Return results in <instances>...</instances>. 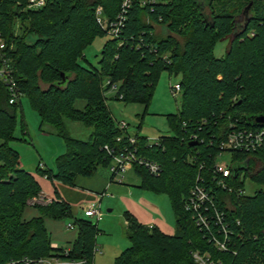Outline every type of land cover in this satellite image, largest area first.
<instances>
[{
  "label": "trees",
  "instance_id": "16d2710c",
  "mask_svg": "<svg viewBox=\"0 0 264 264\" xmlns=\"http://www.w3.org/2000/svg\"><path fill=\"white\" fill-rule=\"evenodd\" d=\"M46 1L42 9L28 10L29 0H0V32L18 86L41 118V130L51 127L65 140L66 152L57 157L55 171L38 166L33 174L23 166L11 146L20 105L9 104L0 81V264L61 256V250L52 248L45 219L74 216L70 203L59 195L41 203V179L75 186L78 177H91L99 168L109 167L105 147H121L119 137L126 145L128 141L111 114L103 85L121 83L123 98L117 95L115 100L148 108L165 72L177 75L182 87L180 110L167 116L171 134L161 137L158 146L136 135L138 154L159 163L162 173L153 176L145 168L133 169L142 177V189L169 197L176 232L168 235L147 227L125 212V234L131 245L115 264H198L196 252L209 254L220 264H264V142L249 153L233 154L232 170L238 178L229 182L234 193L210 185L227 234L213 222L210 230L200 228L185 210L201 164L214 163L227 133L261 127L254 118L264 115V3L232 0L225 8L226 0H220L221 7L217 0H158L144 6L141 0H132L120 38H108L98 65H93L84 52L96 39L108 37L96 21V8L102 7L105 17L114 20L124 0ZM250 5L245 30L247 22L240 25L238 19ZM16 20L21 34L16 33ZM156 25L166 30L163 36L156 34ZM256 27L257 37L249 40ZM226 41L230 44L226 54L217 58V44ZM167 55L170 63L163 58ZM79 101L84 102L82 109L77 107ZM69 122L91 128L89 138H73ZM193 135L201 141L192 142ZM201 174L208 179V169ZM247 177L260 188L252 196L239 194ZM30 203L39 215L25 220ZM74 225L77 238L67 245L69 256L93 264L98 224L74 218ZM212 235L225 240L226 250L214 244Z\"/></svg>",
  "mask_w": 264,
  "mask_h": 264
},
{
  "label": "rangeland",
  "instance_id": "374dc122",
  "mask_svg": "<svg viewBox=\"0 0 264 264\" xmlns=\"http://www.w3.org/2000/svg\"><path fill=\"white\" fill-rule=\"evenodd\" d=\"M200 1L204 2L205 0ZM242 1L243 0H237V2ZM257 1L260 5L264 3V0ZM233 2L234 1L232 0H226L225 8H228ZM216 3H219L216 6L221 7L222 2L220 0H217ZM206 11L207 13H210L209 7H206ZM16 22V33L21 34L19 29L21 24L17 20ZM238 22L240 25H244L246 22V16L241 15ZM239 28L241 31V26ZM155 30L158 36H163L166 31L159 25L155 26ZM258 33L259 29H257V27L254 28L248 34V39L254 40ZM108 38L109 37L96 39L93 45L84 52L89 63L98 65L99 60L101 59L102 48ZM177 39L181 41V38L177 37ZM229 45V41L219 42L215 49V56L217 58L223 57L226 54ZM178 81V77L170 76L167 72L163 73L153 92L148 108L141 103L126 105L123 101L115 100L113 98L115 95L113 92L105 91V96L108 99L107 103L114 120L116 122H125L128 124V132L130 134L147 137L149 141L160 140L161 137L170 135L171 127L167 116L169 114H177L181 108L182 95L175 98L171 93V87ZM83 104L84 102L79 101L77 107L82 109ZM18 109L17 126L14 133L15 140L12 141L11 146L19 152L23 166L33 174L36 173V169L40 163L55 170L57 157L66 152L65 140L57 136L54 130L49 126H45V128L41 130V118L38 112L32 108L28 96L22 98V103ZM68 129L73 138L80 140H87L92 133L91 128H87L77 122H69ZM220 162L232 164L234 162L233 154L224 153ZM102 170L109 173L110 168L104 167ZM110 177L112 178L111 172ZM124 182V186L128 185L126 187L132 189V195H117L114 197L107 195L101 203L104 218L101 222L97 223L100 232L96 238L97 246L101 247H98L99 251L95 256L93 264H115V260L121 255V252L130 247L131 243L129 239L124 238L123 236V232H126L124 230V224L126 223L124 214L127 211L134 216H138L137 213H139L144 219L147 218V221L139 220L142 224H144V222H147L148 224L156 218L161 223H166L164 225L165 228H162L166 234L173 235L176 232V219L171 207L170 199L167 195H156L149 190L142 189V177L138 175L135 170H130L125 174ZM41 184L44 193L52 194V196L59 195L62 200L70 201L71 213L74 217L54 220L60 223L63 228L66 227L67 230V225L69 223L73 224L74 218L90 220L93 223H96L93 219H87L84 213H80L81 210L84 211L82 203H74L71 199H68L75 194L80 195V192L75 191V189L79 188L77 183H75V186L61 183L53 185L50 180L42 178ZM259 189V186L253 182L250 177L245 178L244 194L246 196L254 195ZM79 190L83 191L80 188ZM49 191L50 193H48ZM143 199L154 201L155 203L153 204L159 208L158 212L156 213L147 209L142 202ZM41 200H43L41 201L43 204L50 203L48 201L44 202V199ZM99 201L100 199L98 197V200L95 201V203L99 204ZM109 210H112V212H109ZM35 211L34 206H28L23 214V219L32 218L30 212ZM74 233H76L77 236V230H74Z\"/></svg>",
  "mask_w": 264,
  "mask_h": 264
},
{
  "label": "built area",
  "instance_id": "2783aa9c",
  "mask_svg": "<svg viewBox=\"0 0 264 264\" xmlns=\"http://www.w3.org/2000/svg\"><path fill=\"white\" fill-rule=\"evenodd\" d=\"M158 0H141L142 5L147 3H156ZM46 0H29L27 9L28 10H39L45 7ZM132 5V0H124L122 4V10L114 20H108L104 15V9L102 7L96 8L95 16L97 23L101 28L107 32V35L111 39L120 38L123 27L125 26L126 13ZM123 42H120L122 45ZM8 44L5 38L0 32V81L4 84L9 95L10 105H21L24 94L20 90L18 83L14 77V68L12 59L9 57L7 52ZM167 63L168 55L163 57ZM119 84H112L110 81H106L103 85L104 91L113 92L114 97L119 95ZM172 95L177 98L182 95V87L178 81L172 87ZM105 95V92H104ZM113 97V98H114ZM120 99L123 98L119 95ZM106 98V96H105ZM107 99V98H106ZM108 100V99H107ZM118 127L127 134L128 145L123 143L122 137L117 139L118 143H122L121 147L112 149L109 146L105 147L108 156L111 159L110 172L112 179L117 182H124L125 174L133 169L135 166L145 168L151 175L160 176L162 173V167L159 163L152 161L146 157L138 154L137 138L136 135H131L128 132V124L125 122H117ZM192 142H200L201 139L198 135L191 137ZM264 142V126L253 130H237L234 129L227 133L225 138L219 143L220 153L215 158L214 163L211 166L206 165L204 162L201 164L198 176L194 186L191 188L189 195L185 199V210L190 213L200 228L210 230L211 222L214 225H220L225 234H227V228L224 226V215L219 211L215 198L213 196V189L210 185L216 184L218 187L226 191L227 193H234L235 188L230 184L229 180L235 175L232 170V164L220 162L224 153L234 154L235 152H251L257 147L261 146ZM150 146H158L161 141H149ZM192 163H197L195 157H191ZM205 169H208V179L201 174ZM235 178H238L236 176ZM242 181V176L239 177ZM240 195H245L244 190H239ZM105 195H102V197ZM85 217L87 219H93L96 223H99L104 218V213L100 204H92L84 209ZM152 228V227H150ZM67 230H77L74 223L67 225ZM214 244L220 250H226L225 240L220 241L215 235H212ZM55 250H61V256H54L49 258H43L38 260H28L27 264H87L86 260H77L69 256L71 247H58L52 246ZM99 251L98 246L95 250L97 254ZM194 258L198 264H220L212 260L209 254L202 255L199 252L194 254ZM7 264H17L16 262H9Z\"/></svg>",
  "mask_w": 264,
  "mask_h": 264
},
{
  "label": "crops",
  "instance_id": "0c3cea01",
  "mask_svg": "<svg viewBox=\"0 0 264 264\" xmlns=\"http://www.w3.org/2000/svg\"><path fill=\"white\" fill-rule=\"evenodd\" d=\"M179 81H180V79H179ZM131 135H135V134H131ZM38 166H42L43 168L50 169V168H48V166L44 165L43 163H40ZM109 168H110V166H109ZM102 169L103 168H99L98 171L94 175H92L91 177H82V176L78 177L76 180V183H77V185H79L78 187L80 189H82L83 191L79 190V188L75 189L76 192H80V195L75 194L71 198H68V199H71L74 203H76V202L82 203L83 209H85L87 206H90L92 204H96L95 201L98 200V197L100 199L99 204L101 205L104 197H106L107 195L108 196L111 195L112 197L117 196V195H120V196L132 195V189H128L126 187L128 185L124 186L125 182H122V183L121 182H115L110 177V171H109V173H107V172H104ZM55 170H56V168H55ZM55 170L53 169L52 171H55ZM131 170H134V169H131ZM36 171H37V169H36ZM43 179H46V178H43ZM46 180H48V179H46ZM52 183H53V185H55V184H58L59 182L55 181ZM48 193H50V191ZM102 195H105V196L102 197ZM55 197L56 196H52V194L44 193V189H43L41 199H44V201L51 202ZM67 202L70 203L69 200ZM142 202L146 206L147 209H149L153 212H156V213L158 212L159 208L153 204V203H155L154 201H150L148 199H143ZM28 206H33V205L29 204ZM35 210H36L35 212H30V216H32V218L39 215V212L37 211L36 208H35ZM109 212H112V210H109ZM80 213H84V211L81 210ZM137 215L138 216H134V215L133 216L137 219V221L139 223H140V221H147V218L144 219L142 217V215H140L139 213H137ZM32 218L25 219V220H30ZM140 224H142V223H140ZM165 224L166 223H164V222L161 223L160 221H158V219L155 218L154 220H152L148 224H147V222L146 223L144 222L143 225H145L147 227H156L161 231ZM124 225L126 226V223ZM45 226H46L47 230L49 231V233L51 234L52 246L55 245L58 247H65L67 245L72 244L77 238L76 233H74V231H67L66 227L63 228L62 225H60V223L54 221V219L46 218L45 219ZM125 226H124V230H125ZM175 229H176V226H175ZM163 233L166 234L165 231H163ZM125 235L126 234L123 232L124 238H127V236L125 237ZM168 235H170V234H168ZM98 247H101V246H98Z\"/></svg>",
  "mask_w": 264,
  "mask_h": 264
},
{
  "label": "water",
  "instance_id": "95a60500",
  "mask_svg": "<svg viewBox=\"0 0 264 264\" xmlns=\"http://www.w3.org/2000/svg\"><path fill=\"white\" fill-rule=\"evenodd\" d=\"M251 6H252V5L248 6V7L245 9V11H244V14H245V15H247V16L249 15V12H250ZM248 25H249V21H248V23L246 24V28L248 27ZM176 77H177V75H176ZM254 122H255V124L258 125V126H264V115H261V116H257V117H255V118H254ZM235 172H236V175H237L238 171L236 170Z\"/></svg>",
  "mask_w": 264,
  "mask_h": 264
},
{
  "label": "flooded vegetation",
  "instance_id": "af4514ba",
  "mask_svg": "<svg viewBox=\"0 0 264 264\" xmlns=\"http://www.w3.org/2000/svg\"><path fill=\"white\" fill-rule=\"evenodd\" d=\"M242 16H246V22L248 23V18H247V15H245V14H243ZM247 28H246V26H245V30H246ZM244 32V31H243ZM242 32V33H243Z\"/></svg>",
  "mask_w": 264,
  "mask_h": 264
}]
</instances>
